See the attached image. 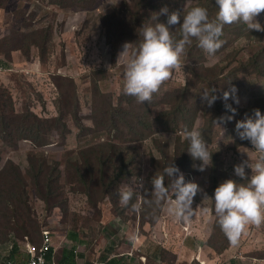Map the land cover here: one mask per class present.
<instances>
[{
    "label": "rangeland",
    "instance_id": "1",
    "mask_svg": "<svg viewBox=\"0 0 264 264\" xmlns=\"http://www.w3.org/2000/svg\"><path fill=\"white\" fill-rule=\"evenodd\" d=\"M8 4L15 28L8 32L0 23V93H4L0 96V120L4 110L13 134L0 128V171H10L5 176L0 174V240H8L12 234L23 244L38 247L45 229L54 232L56 240L61 232L73 230L84 238L83 246L86 242L98 245L97 249L104 252L111 245L109 250L119 254L130 240L113 227L139 230L136 216L150 213L156 226L150 222L146 231L141 230L144 240L164 246L168 236L163 229L171 227L172 220L175 227L179 226V218L174 219L168 211L170 202L176 200V189L171 177L163 172L173 160L175 164L182 161L179 169L185 180L197 182L202 189L193 199L194 221L201 230L205 220L201 216H210L213 227L217 221L212 198L214 179L234 176L236 163L245 158L254 163L261 155L250 141L237 136L235 125L256 108L264 111V31L249 30L242 21L226 24L223 43L211 57L192 38L181 67L161 84L150 101L139 102L124 93L123 85L125 59L143 39L141 26L156 23L152 17L164 6L183 15L191 7L202 5L214 18L218 11L215 0H11ZM27 4L31 16L26 12ZM69 14L82 16L76 35L55 34L39 27ZM257 19L264 23V11ZM159 20L166 22L167 14H161ZM182 20L181 16L180 23ZM19 26L20 35L16 31ZM171 28L179 38L180 26ZM125 42H129L126 56L120 55ZM212 86L220 97L235 86L239 103L231 97L228 101L238 109L234 119L217 122L218 114L227 113L222 98L211 106L202 100L201 91ZM28 112L33 114L32 119H41V135L24 126L29 121L20 116ZM177 120L178 126L171 122ZM192 127L201 130L213 152L212 165L203 171L198 169L201 161L193 160L189 152V160L183 158L186 130ZM28 134L45 137L47 144L35 148L31 140L18 138ZM102 158L110 160L111 165L106 184L120 174L124 159L128 163L117 190L130 184L132 177L144 178L143 188L134 189L129 205H121L116 189L114 193L105 192ZM89 164L95 175L87 172ZM213 165L219 173L215 174ZM38 175L42 194L34 183ZM153 176L162 177L168 187L167 196L159 204L151 195ZM51 183L53 196L49 198ZM204 193L207 195L203 198ZM133 203L139 205L138 210L133 209ZM157 214L165 226L157 223ZM259 226L264 232V222ZM254 227L249 224L246 229L252 232ZM256 233L263 236L260 240L264 246V233Z\"/></svg>",
    "mask_w": 264,
    "mask_h": 264
},
{
    "label": "clouds",
    "instance_id": "2",
    "mask_svg": "<svg viewBox=\"0 0 264 264\" xmlns=\"http://www.w3.org/2000/svg\"><path fill=\"white\" fill-rule=\"evenodd\" d=\"M215 3L218 11L214 18H210L208 9L202 5L191 7L183 15L180 11L169 12L167 6L155 12L156 16L152 19L157 22L141 26L143 30L140 35L143 39L132 56L125 59L124 93L135 97L139 102L150 101L161 84L181 67L182 56L186 46L192 44V38H196L198 46L211 57L223 43L221 36L226 24L242 21L249 30L264 31V23L257 19L258 14L264 11V0H215ZM161 14H167L166 22L159 20ZM171 25L180 26L179 38L171 30ZM128 48L129 42H125L120 55L126 56ZM236 92L237 89L233 86L220 97L212 86L210 89H203L201 94L202 100L209 106L222 98L227 113L219 119L228 121L234 119L238 111L233 103L228 102L231 97L236 104L239 103ZM235 129L237 136L241 140L250 141L261 155L254 163L249 158L236 163L233 166L234 176L222 180L212 195L217 223L233 243L247 225H260L264 222V111L256 108L253 114H246L245 118L237 120ZM186 138L189 141L187 151L193 160L201 161L198 169L203 171L212 165L213 152L209 151L201 130L197 127L187 129ZM248 169L251 170L250 173ZM163 172L172 178V186L176 189V200L170 202L168 211L186 218L191 215L194 197L202 189L197 182L185 180L184 173L174 160L164 167ZM151 184V195L154 202L159 204L167 196L168 187L160 176H153ZM143 185V177H132L130 184L118 190L121 205H129L134 189H142ZM206 195L204 193L203 198ZM132 207L139 209V205L135 203Z\"/></svg>",
    "mask_w": 264,
    "mask_h": 264
},
{
    "label": "crops",
    "instance_id": "3",
    "mask_svg": "<svg viewBox=\"0 0 264 264\" xmlns=\"http://www.w3.org/2000/svg\"><path fill=\"white\" fill-rule=\"evenodd\" d=\"M172 214L174 219L179 218V226L175 227L170 217L171 227L163 229L168 236L164 246L146 243V239L144 240L146 236L140 233L141 229L140 231L131 230L125 226L115 225L113 228L126 233L127 240H130L129 244H125L126 250L117 255L109 250L111 245L104 252L102 248L97 249L98 245L87 244V242L85 247L83 246L84 238L77 231L65 230L61 232L62 235L57 237V240L54 237L56 234L52 232L53 248L48 258L50 260L53 258L56 264H95L96 262L102 264H264V246L261 245L260 240L263 236H258L256 233L257 231L264 233L261 226L255 225L252 232L245 228L229 249L222 254H217L208 246L213 233L210 216L209 218L206 215L201 216L205 220L201 222L200 230L201 227L194 221L192 212L186 218L184 215ZM158 219L157 223L164 224L160 218ZM195 224L197 228L193 227ZM185 225H190L188 234L182 230V226ZM145 226L143 230H146ZM132 231L133 234L130 235ZM8 238V240H0V264H7L8 261L27 262L30 254H27L25 243L23 244L12 234L8 235Z\"/></svg>",
    "mask_w": 264,
    "mask_h": 264
},
{
    "label": "trees",
    "instance_id": "4",
    "mask_svg": "<svg viewBox=\"0 0 264 264\" xmlns=\"http://www.w3.org/2000/svg\"><path fill=\"white\" fill-rule=\"evenodd\" d=\"M7 1L6 0H0V23H2L7 28V31L10 32L11 29H13L15 27L12 26V20H13L12 16H13V14L8 11V9L10 8V4H8V3L11 0H7ZM27 5L28 6L26 7V12H27L28 15L31 16V11H30V7H29L30 5L29 4H27ZM12 12H14V10ZM40 12H42V11L40 10ZM6 16H8L7 19H6ZM63 17H64L63 20H59L58 19V21L56 23H51L49 26L40 25L39 27L40 28H43V29L54 30L55 31V34H56L57 31H59L60 33H63V32L64 33H73L74 35H76L80 31L78 25L80 24L79 23V19L82 16L79 17L78 15L75 16V15L69 14L68 17H65V16H63ZM32 22H33V24L36 25V23L38 21H35V19H34V20H32ZM45 22H46V19H44L42 21V24L45 23ZM20 30H21V28L19 26L16 29V31L19 32V35L21 33ZM54 91H55V88H54V85H53L52 92H54ZM1 95L4 96V93L3 92L0 93V96ZM224 107H225V104H224ZM29 113H31V112H28L26 114H22V116H20V117L23 118V120L29 121V124L28 125H24V126L27 128V130L29 132H37V133H39L41 135V133L43 132V128H44L41 119L38 118V117H36L35 119H32L31 117L33 116V114H29ZM164 113L171 120L170 113H168V111H165ZM221 116H222L221 114H218V116L216 117V118H218V122H221L220 119H219ZM57 120L58 119H55V121H57ZM179 121L180 120L171 121V122L174 125H177L178 126ZM0 128H1V131L2 132L9 133L11 135L13 134L12 133V125L9 122V120L7 119V116H6L5 112H4V110H3V116H2V118L0 120ZM14 138L15 137H10V139H14ZM18 138H22V139H25V140H31L32 141V144L34 145L35 148H39L42 145L47 144L45 137H32L31 134L26 135V137H18ZM181 140H182V138H181ZM188 145H189V141H188V139H186V141H184V143L182 144V146L184 147V150H185V152L183 154V158L186 161L189 160V154H188V151H187ZM33 153H35L37 156H40V154L37 151H35ZM238 156H240V155H238ZM240 157H243V156H240ZM179 160H181V159H179ZM40 162L42 164H45V161L43 159H41ZM10 163H13V162H10ZM181 164H182V161H178L176 165H178V167H179ZM13 165H14V167L16 169L19 170V166L18 165H16L15 163H13ZM100 165L102 166L101 169L102 170H105V172L103 174L104 176H101V181H102L103 186L105 187V192L106 193H111V192L114 193L113 190L116 189V193H118L119 191L117 190V188H118V185H119L120 181L123 179L124 176H126V173H127L126 168L128 166V163H126L125 162V159H124L123 164L121 165L120 174L113 175V179H112L111 182H109V184H106L105 183V177L109 173L108 166H111L110 165V160H106V159L102 158ZM213 167L215 168V174L220 172L218 169H216V167L214 165H213ZM88 170L89 171H87V172H92L95 175L96 170L91 167V164H89V169ZM43 171H44V165H42V172ZM5 173H10V171H6V170L0 171L1 176H5ZM78 173L81 174L82 171L81 170H78ZM83 176L85 177V174ZM237 179H240V178H237ZM36 180H37V183H36V181H34L35 186L38 187L39 193L42 194V187H41V182H40L39 175L36 177ZM222 180L223 179L222 178L220 179V177H217V178L214 179V184H213L214 185V190H215V187ZM49 181H52V180L49 179ZM51 185H52V183L48 187L49 198H51L53 196V188H52ZM212 194L214 195V192ZM151 215L152 214L149 213V214H147L145 216L144 215H141V214L140 215L138 214L136 216V222H138L139 225L141 226L140 227L141 230H143L142 229L143 226H145L146 224H149L150 222H153L152 219H151L152 218ZM155 218L158 219L159 218V214H157L155 216ZM123 220L127 221L128 219L125 217V218H123ZM216 220H217V218H216ZM129 221H131V220H129ZM153 223H154L153 226L155 228L156 222H153ZM144 231H146V230H144ZM140 233H142V232H140ZM148 234L150 235V231H149ZM24 240L27 241V242H30V239L28 237H25ZM232 244H233V242L229 240V238L225 235V233L220 228V226L217 223V221H215V224L213 225V233H212V236H211L210 240L208 241L209 248L211 250L215 251L217 254H222V253H224V251H226L227 249H229V247ZM125 250H126V246H122L120 248L119 252L120 251L123 252ZM64 252H66V249H64ZM69 256H71V255H69Z\"/></svg>",
    "mask_w": 264,
    "mask_h": 264
},
{
    "label": "built area",
    "instance_id": "5",
    "mask_svg": "<svg viewBox=\"0 0 264 264\" xmlns=\"http://www.w3.org/2000/svg\"><path fill=\"white\" fill-rule=\"evenodd\" d=\"M182 228L185 233H189L190 228L188 225H185ZM51 233L52 231L50 232L48 229L42 231V242L38 247H35L30 243H25V246H27V254H30V258L27 262L19 263L17 261H8L7 264H56L53 258L51 260L48 258V254L53 248V238ZM95 264L102 263L96 262Z\"/></svg>",
    "mask_w": 264,
    "mask_h": 264
}]
</instances>
